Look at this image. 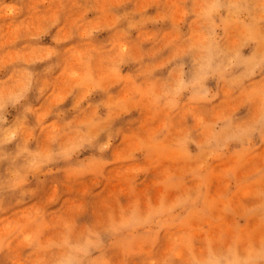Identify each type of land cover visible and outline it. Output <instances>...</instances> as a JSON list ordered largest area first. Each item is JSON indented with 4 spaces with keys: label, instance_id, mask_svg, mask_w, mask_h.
<instances>
[{
    "label": "rangeland",
    "instance_id": "rangeland-1",
    "mask_svg": "<svg viewBox=\"0 0 264 264\" xmlns=\"http://www.w3.org/2000/svg\"><path fill=\"white\" fill-rule=\"evenodd\" d=\"M0 264H264V0H0Z\"/></svg>",
    "mask_w": 264,
    "mask_h": 264
},
{
    "label": "clouds",
    "instance_id": "clouds-1",
    "mask_svg": "<svg viewBox=\"0 0 264 264\" xmlns=\"http://www.w3.org/2000/svg\"><path fill=\"white\" fill-rule=\"evenodd\" d=\"M184 88L183 82H181V86L177 89V94L181 92Z\"/></svg>",
    "mask_w": 264,
    "mask_h": 264
}]
</instances>
